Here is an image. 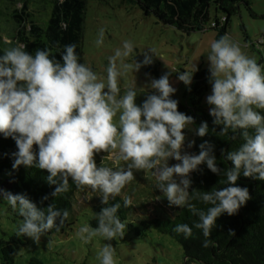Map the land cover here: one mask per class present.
Listing matches in <instances>:
<instances>
[{
    "label": "clouds",
    "instance_id": "clouds-1",
    "mask_svg": "<svg viewBox=\"0 0 264 264\" xmlns=\"http://www.w3.org/2000/svg\"><path fill=\"white\" fill-rule=\"evenodd\" d=\"M103 38L101 29L97 45L103 43ZM210 48L212 90L206 101L212 106L209 113L214 118L213 124L222 125L220 136L233 140L241 130L244 141L224 157L232 162L231 168L222 170L217 166L215 146L207 140L199 145V154L182 153L186 139L182 130L194 124V118L178 111V101L171 98L176 89L170 85L168 73L151 80L150 87L158 94L148 95L140 106L135 102V86L120 94L121 77L152 63L147 53L142 61L133 57L132 62H125L134 52L133 42L125 40L122 49H116L109 58L106 82L79 62L75 43L64 46L62 63L50 49L36 50L33 56L19 46L0 55V133L11 136L17 145L13 169L35 164L47 170V182L56 185L53 197L70 190L71 178L77 188L99 191L105 205L110 198L120 196L122 189L135 179L133 170L155 169L152 174L156 186L169 205L186 207L198 216L199 221L193 227L202 230L206 238L203 246H214L207 238L217 227V218L225 213L237 214L251 198L247 187L236 184L241 172L244 177L264 180V115L257 111L264 110V69L228 35L214 40ZM150 51L155 54V49ZM194 71H183L178 80L190 85ZM208 132V123L202 121L196 135L204 137ZM194 143L189 141L187 147ZM34 145L38 146V152L34 151ZM102 151L112 154L115 167H97L94 157ZM169 158L179 163L169 166ZM201 164H206L212 173H222L226 181L221 183L229 186L207 192L193 189L190 194V174L199 170ZM0 195L23 217L16 234L30 237L36 243L53 228L63 226L69 216L67 209H57L55 204H49L46 210L37 207L26 194L0 189ZM47 199L45 195L41 202ZM193 200L212 206L205 212ZM123 203L125 207L131 206L129 198H124ZM120 207L119 203L103 207L94 216L98 225L85 223L76 237L85 244L95 237L106 241L122 238L126 223L117 215ZM193 227L181 223L173 231L189 238L193 236ZM229 233L235 235L234 230ZM115 257V248L105 243L97 258L100 264H116Z\"/></svg>",
    "mask_w": 264,
    "mask_h": 264
},
{
    "label": "trees",
    "instance_id": "trees-1",
    "mask_svg": "<svg viewBox=\"0 0 264 264\" xmlns=\"http://www.w3.org/2000/svg\"><path fill=\"white\" fill-rule=\"evenodd\" d=\"M88 0H2L0 14L12 20V31L8 38H4L0 31V55L13 47L23 46L24 50L35 55L36 50L50 49L57 60L62 63L61 54L64 46L76 44V53L79 62L83 63L82 39L84 33L85 13ZM137 4L145 16L152 15L163 25L170 26L176 31L188 35L195 31L213 30L216 40L225 35L230 18L235 14L239 3L249 5L247 0H121ZM211 9L213 13L211 14ZM3 11V12H2ZM253 47V46H252ZM210 76L209 69L195 71L191 84L187 86L184 93V101H178V111L191 115L194 124L186 127L189 133L186 142L195 141L190 149L192 154H199V145L205 140L211 142L214 147L216 163L220 169L231 168L232 162L224 157L227 152L233 151L243 143V138L238 130L236 139L220 136L222 125H214L213 117L207 113L201 105L202 96L206 90L207 79ZM176 100V99H175ZM208 123L209 132L204 137L196 135V129L200 123ZM215 128V132L212 129ZM254 130H250L252 132ZM231 131L229 136H231ZM221 149L224 152H221ZM18 151L15 140L5 137L0 133V189L12 194H26L28 198L36 203L37 207L46 210L49 204H55L57 209L72 211L75 192L80 189L69 183L70 190L59 197H53L51 193L56 185L47 182V170L35 166L25 167L23 165L13 169L15 160L13 155ZM34 151L38 152V146L34 145ZM192 184L189 188L190 194L193 189L197 191H211L229 186L226 177L221 174L212 173L206 166L201 164L199 170L190 174ZM236 184L247 187L250 199L240 207L238 213L232 216L222 214L217 218V227L211 232L214 246L204 247L206 239L202 230L193 227L199 221V217L193 215L186 207H172L173 213L166 218L153 217L150 219H129L131 206L125 207L121 196L109 199L108 204H98L86 211L91 214L87 223L92 227L98 225L94 218L103 207L119 203L118 217L126 223V230L136 236H144L145 231L152 227L156 231L169 235L176 240L183 251L184 264L198 262L200 264H264V180L244 177L241 172ZM48 196L47 200L42 197ZM3 196V195H2ZM197 208L207 212L211 204H205L200 200L191 201ZM10 207L13 216L22 222L23 217ZM86 214V213H83ZM69 218V216H68ZM63 226L53 228L46 236H59L69 225V219ZM188 224L193 227V236L185 238L183 234L173 231L177 224ZM57 224L59 221L57 220ZM234 230L231 235L229 230ZM27 236L17 235L16 232L9 238L0 237V259L4 264H13L21 244Z\"/></svg>",
    "mask_w": 264,
    "mask_h": 264
},
{
    "label": "rangeland",
    "instance_id": "rangeland-1",
    "mask_svg": "<svg viewBox=\"0 0 264 264\" xmlns=\"http://www.w3.org/2000/svg\"><path fill=\"white\" fill-rule=\"evenodd\" d=\"M247 1L249 5L238 4L235 14L230 18L225 35L238 44L248 57L255 58L264 69V0ZM2 4L0 0V8ZM11 21L9 17L0 14V31L4 38H8L11 34ZM101 29L104 30L103 43L97 45L96 41ZM125 40H130L134 44L132 57L125 62H132L133 57L137 62L142 61L145 53L152 57L151 64L120 78V94L123 95L129 86H135L137 90L135 102L140 106L148 95L158 94L150 87V83L152 79H159L165 73L169 74L170 85L176 89L171 98L183 102L188 85L179 81L178 75L183 71L192 72L199 67L209 69L210 45L216 37L211 29L195 31L188 35L182 34L158 22L152 15L145 16L135 3L121 0H88L82 39L83 63L105 82L109 58L114 55L116 49H122ZM150 48L155 49V54ZM117 63L119 65V61ZM207 80L201 105L209 113L212 106L207 103L206 97L211 94L212 85L209 77ZM257 111L264 115V110L257 109ZM182 131L187 139L189 133L186 129ZM187 145L188 142L185 141L182 153L192 154ZM111 156V153L103 151L96 154L94 159L97 167L101 165L115 167ZM120 163L121 166H126L124 162ZM176 163L179 161L169 158V166ZM152 171L154 172L155 169L133 170L135 179L122 189L120 196L129 198L133 206L128 213L129 219L166 218L168 213H173L172 207H176L169 205L164 193L156 186L157 180ZM175 178L179 180L178 177ZM101 199L102 194L99 191L94 192L88 187L78 189L69 214V225L65 231L59 236L43 235L39 243L28 237L20 245L13 264H100L97 258L98 252L105 243H111L115 248L116 264H184L180 244L169 235L160 233L152 227L145 231L144 236H136L125 230L122 238L118 237L112 241L100 237L93 238L87 244L80 241L76 237V232L87 223L91 214L86 210L100 204ZM9 209V204L0 195V237L2 238H9L22 223ZM0 264H4L1 259Z\"/></svg>",
    "mask_w": 264,
    "mask_h": 264
}]
</instances>
